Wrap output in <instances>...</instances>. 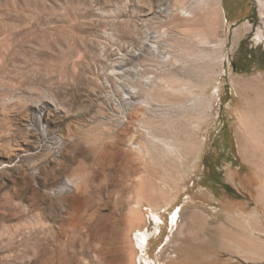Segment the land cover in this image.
Listing matches in <instances>:
<instances>
[{
	"label": "rangeland",
	"instance_id": "obj_1",
	"mask_svg": "<svg viewBox=\"0 0 264 264\" xmlns=\"http://www.w3.org/2000/svg\"><path fill=\"white\" fill-rule=\"evenodd\" d=\"M0 264H264V0H0Z\"/></svg>",
	"mask_w": 264,
	"mask_h": 264
},
{
	"label": "bare ground",
	"instance_id": "obj_2",
	"mask_svg": "<svg viewBox=\"0 0 264 264\" xmlns=\"http://www.w3.org/2000/svg\"><path fill=\"white\" fill-rule=\"evenodd\" d=\"M125 122H126V121H125ZM135 192H136V195H137V196H140L141 194H143L142 187H141V186H137V187L135 188ZM137 208H139V210H140V208H141V204H139ZM151 208H152V207H151ZM132 214H134V213H132ZM127 216H128V217H126V218H129L130 215H127ZM172 216H173V217H172V219H171V222H174V221L176 220V218L178 217V212H176V213H175L174 215H172ZM134 217H135V214H134L133 218H134ZM133 218H132V219H133ZM135 219H136V218H135ZM135 219H134V220H135ZM129 220H130V219H129ZM122 221L124 222L125 219H123ZM132 222H133V220H132ZM135 222H136V221H135ZM135 222H133V223H135ZM125 223H126V222H125ZM172 224H174V223H172ZM76 226H77V225H76ZM142 235H143V234H142ZM142 235H141V236H142ZM83 238H84V237H83ZM146 238H147L146 235L142 237V241H141V242H143L142 245H144V243L146 242V240H147ZM88 239H89V238H88ZM137 239H138V238H137ZM139 239H141V238H139ZM139 239H138V240H139ZM87 244H88V243H87ZM87 244H86V245H87ZM81 245H82V244H81ZM83 246H84V245H83ZM89 246H90V244H89ZM83 248H84V247H83ZM92 249H93V248H92ZM103 250H104V249H103ZM91 251H92V250H91ZM93 251H95V249H94ZM86 252H87V251H86ZM103 252H104V251H103ZM67 253H68V252H67ZM85 254H86V253H85ZM96 256H97V255H96ZM100 256H101V255H100ZM111 262H112V261H111ZM65 263H66V262H65ZM102 263H103V262H102Z\"/></svg>",
	"mask_w": 264,
	"mask_h": 264
}]
</instances>
